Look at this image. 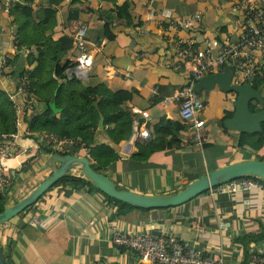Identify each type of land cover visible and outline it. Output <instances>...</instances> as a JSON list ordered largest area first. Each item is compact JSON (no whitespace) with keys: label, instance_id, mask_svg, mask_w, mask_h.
Wrapping results in <instances>:
<instances>
[{"label":"crops","instance_id":"0c3cea01","mask_svg":"<svg viewBox=\"0 0 264 264\" xmlns=\"http://www.w3.org/2000/svg\"><path fill=\"white\" fill-rule=\"evenodd\" d=\"M122 1L116 0L117 3ZM130 1L134 23L140 22V25L125 27L102 19L99 11L112 7L114 2L110 0H65L57 5L51 0H33L31 3L36 22L44 8L55 9L54 17L43 24L46 28L43 35H50L52 40H56L64 34L70 35L75 26L84 24L87 26V47L92 43L101 47L92 65L85 69L86 76L80 77L81 70L76 63L79 49L72 46L70 50H59L55 45L53 59H59V64L53 68V77L58 82L67 76L89 84L102 83L112 89L132 90L125 111L131 126L130 136L135 125L138 128L144 124L150 138L134 140L129 154L116 151L119 157L115 166L104 167L106 175L121 189L142 194H172L227 163L254 159L252 149L239 147V141L237 144L242 132L228 130L219 123L224 112H233L231 101L235 95L225 93L217 86L208 92H200L207 99L202 115L206 122L203 128L205 139L202 146L195 143L193 131L179 117L178 102L168 97L186 82V72L171 67L172 47L159 32L156 22L162 8L168 9L174 16H186L199 10L204 14V27L180 30V36L196 41L204 37L233 39L237 37V29L230 4L226 0L225 3L222 0H209L210 3L208 0ZM202 3H205L206 10L201 7ZM261 3L264 6V0ZM75 6H80L81 12L77 19L68 21V9ZM150 7L157 14H150ZM15 17H19V13L10 15L5 12L0 0V58L6 52L12 54L5 75L0 76V89L9 96L16 94L18 72L34 66L27 61L29 53L35 50L33 46L17 48L16 52L10 47L12 42L15 43ZM208 34L212 36H206ZM36 51H40V47ZM51 51L48 50L47 54ZM68 60L73 65L63 69ZM46 66H51L50 60H47ZM72 67L77 69L70 74L68 72ZM45 78L47 80L48 75ZM46 88L41 92L48 94L49 86ZM34 99L37 101L35 96ZM15 101L20 109L14 139L19 152L4 160L5 172L13 179L7 193V205L25 196L51 173L52 166L55 168L60 164L53 157L55 154L39 148V143L48 144L46 134L32 137V134L26 133L22 110L24 100L16 95ZM37 103L41 108L40 102ZM163 116L185 126L177 137L179 145L151 154L146 152L141 160H131L138 151L137 142H150L154 136L153 127ZM130 136L117 144L124 146ZM86 150H77L73 155L84 156ZM115 212L116 204L101 191L87 185L79 189L57 184L34 205L0 225V244L6 263L147 264L139 260L133 250L111 242L114 229L128 232L141 230L189 240L205 254L222 251L224 264H249L252 252L257 247H264V238L251 242L247 246V256H244V242L241 241L245 235H258L264 227V189L257 187L214 194L207 190L170 207H127L122 215ZM34 217L39 218L41 223L32 225Z\"/></svg>","mask_w":264,"mask_h":264},{"label":"trees","instance_id":"16d2710c","mask_svg":"<svg viewBox=\"0 0 264 264\" xmlns=\"http://www.w3.org/2000/svg\"><path fill=\"white\" fill-rule=\"evenodd\" d=\"M63 1L65 0H51L56 5ZM110 1L114 2L112 7L99 11L102 19L109 23L121 24L125 27L140 25V22L134 23L130 0H123L120 3H117L116 0ZM32 2L33 0L16 1L9 8L10 15L19 13V17H15L16 19L13 21L16 28L14 40L17 48H31L32 46L35 48L27 57L28 63L34 66L31 69H21L18 72V74L25 73L28 75L33 89L32 93L37 99L33 110H28L26 106L22 109L23 121L27 125L26 128L34 133L32 137H38L41 133H52L58 137L73 139L74 143L70 145V151L66 153L58 152L49 143H39V148L58 155L74 154L77 150L87 149L84 156L89 159L93 169L106 174L104 167L112 168L115 166L119 156L115 150L95 138L96 132L99 131V114L104 119V133L113 142L119 143L121 139H127L131 133V126L127 120L125 111L126 102L132 97V90L112 89L102 83L89 84L81 79L75 77L68 78L67 76L65 80L58 82L53 77V68L59 64V59L58 61L53 59L54 48L56 45L59 50H70L72 48V38L70 35L64 34L58 39L52 40L50 35H43L42 33L46 29L43 27V24L54 17L55 9L44 8L41 11V17L36 22L37 18L31 6ZM80 12V6L79 8L75 6L68 9L66 14L67 20L77 19ZM37 32L40 33L38 34ZM41 34L43 38H41ZM38 35H41V37L37 38ZM33 36H36V38ZM38 47H40V51H36ZM50 49L52 51L48 55L47 51ZM47 60L51 62L50 67L46 66ZM71 65L73 63L68 60L63 65V69H67ZM43 68L45 70L42 71ZM46 75L49 77L47 80L45 78ZM252 85L256 89L261 90L264 87V74L261 77L255 78ZM47 86H49L48 94L42 93L41 90L47 89ZM38 101L41 104V108L38 106ZM250 109L251 111H257L259 103L254 101V103L250 104ZM232 113V111L224 112L222 120L230 117ZM222 120L219 123L223 126ZM17 121V104L6 92L0 89V139L9 138L17 132ZM184 128L185 126L182 124L173 122L164 116L161 117L153 127V138L147 144L137 142L138 151L130 159L138 161L142 159L146 152L151 154L154 151L178 146L179 140L177 137L179 132ZM261 128V132L240 133L237 144L239 141V147L245 146L252 149L254 159L264 161V122L261 123ZM61 183L72 185L79 189L87 185L100 191L82 175L74 176L71 174L64 175L50 188ZM8 191H0V211L7 205ZM105 196L116 204V215H122L127 207L139 208L107 195ZM261 229L262 231L258 235H245L241 239L244 242V256H247L249 243H255L257 240L264 238V227ZM2 253L6 263V255L3 250Z\"/></svg>","mask_w":264,"mask_h":264},{"label":"built area","instance_id":"2783aa9c","mask_svg":"<svg viewBox=\"0 0 264 264\" xmlns=\"http://www.w3.org/2000/svg\"><path fill=\"white\" fill-rule=\"evenodd\" d=\"M16 1L19 0H2L3 10L9 13L10 5ZM226 2L235 14L237 37L233 39L204 37L196 41L194 38L180 36V30L192 29L193 26L197 29L204 27V14L199 10L186 16H174L168 9L162 8L156 21L159 32L168 39L172 47L171 67L183 69L187 76L186 82L175 88L168 97L171 101L178 102L179 117L193 131L194 141L199 146L203 145L205 139L203 128L206 122L202 115L207 99L201 91L195 89L196 82L206 74L223 71L225 68L232 70V84H252L255 78L264 74V6L261 0ZM149 13L157 14L152 7ZM86 31L87 26L79 24L70 33L72 46L79 49L76 63L85 69L92 65L96 53L101 50L100 45L96 43L87 47ZM10 47L17 51L14 42ZM11 57L12 54L6 52L0 58V76L5 75ZM16 80V94L10 95V98L16 103L15 96H20L24 100L23 107L33 110L36 101L28 75L19 73ZM19 112L17 104V115ZM18 123L17 121V126ZM26 133L34 134L29 129H26ZM41 134H46L48 143L60 153L69 152L70 145L74 143L73 139L68 137H58L52 133ZM149 138L148 128L144 124L139 125L134 140L145 141ZM14 139L15 134L0 139V191L3 192L9 190L13 183V179L5 172L4 160L19 152ZM253 187L264 189V181L255 175H245L215 185L208 191L214 194L249 190ZM40 223L39 218L31 219L32 225ZM110 240L116 246L133 250L139 260H144L147 264H224L222 251L205 254L194 242L175 236L150 234L141 230L128 232L114 229ZM249 264H264V247H257L252 252Z\"/></svg>","mask_w":264,"mask_h":264},{"label":"water","instance_id":"95a60500","mask_svg":"<svg viewBox=\"0 0 264 264\" xmlns=\"http://www.w3.org/2000/svg\"><path fill=\"white\" fill-rule=\"evenodd\" d=\"M78 67L79 70H81L79 76H86L87 70L80 65ZM75 69H77V67H72L68 73H73ZM231 77L232 70L230 68L209 73L196 82L195 89L197 91L204 90L208 92L217 86L225 93H233L235 95L231 101L233 113L230 117H226L222 120L223 127L231 131L243 133L261 132V123L264 122V97L261 94V90L256 89L249 83L232 84ZM252 101L259 103V109L257 111H251L250 103ZM98 130L99 131L95 134V138L99 142L109 146L117 152H124L125 154L131 153L130 149L134 143L137 131L136 125L134 126L132 135L126 142L127 144L124 146H120L113 142L104 133V119L101 114H99ZM53 157L60 163L59 166L55 168L52 166L51 173L25 196L13 204L6 205L3 210L0 211V225L17 216L29 206L35 204L52 185L68 173L74 176L82 175L105 195L140 208L170 207L178 205L198 194L206 192L215 185L245 175H255L264 181V161L248 159L230 162L220 166L189 182L182 189L172 194H142L129 189L117 188L110 177L102 172L95 171L89 159L85 156L55 154ZM0 264H6L1 250V244Z\"/></svg>","mask_w":264,"mask_h":264},{"label":"rangeland","instance_id":"374dc122","mask_svg":"<svg viewBox=\"0 0 264 264\" xmlns=\"http://www.w3.org/2000/svg\"><path fill=\"white\" fill-rule=\"evenodd\" d=\"M222 1L225 3V0H222ZM208 3H210L209 0H208ZM201 7H202L203 9L206 10L205 3H202V4H201ZM203 9H202V10H203ZM206 21L208 22V24H210L208 18H207ZM213 21H214V20H213ZM214 23H215V21H214ZM211 24H212V22H211ZM206 36H212V34H210V35L208 34V35H206ZM261 94H262V96L264 97V87L261 89ZM210 98H211V97H210ZM213 98H214V97H212V99H213ZM252 103H254V101H253ZM218 155H219V157H221V155H220L219 153H218Z\"/></svg>","mask_w":264,"mask_h":264},{"label":"flooded vegetation","instance_id":"af4514ba","mask_svg":"<svg viewBox=\"0 0 264 264\" xmlns=\"http://www.w3.org/2000/svg\"><path fill=\"white\" fill-rule=\"evenodd\" d=\"M252 102H253V101H252ZM252 102H251V103H252ZM251 103H250V104H251Z\"/></svg>","mask_w":264,"mask_h":264}]
</instances>
